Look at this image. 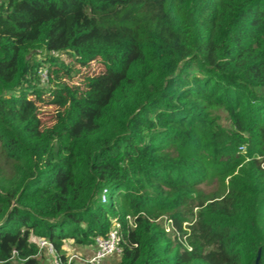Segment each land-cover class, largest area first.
Masks as SVG:
<instances>
[{"label":"trees","instance_id":"1","mask_svg":"<svg viewBox=\"0 0 264 264\" xmlns=\"http://www.w3.org/2000/svg\"><path fill=\"white\" fill-rule=\"evenodd\" d=\"M117 222L119 264H264V0L0 3V264Z\"/></svg>","mask_w":264,"mask_h":264},{"label":"rangeland","instance_id":"2","mask_svg":"<svg viewBox=\"0 0 264 264\" xmlns=\"http://www.w3.org/2000/svg\"><path fill=\"white\" fill-rule=\"evenodd\" d=\"M62 60H64L66 64L72 62L71 58L68 56H63ZM77 70H78L77 74H75L72 78L64 79L63 82L70 87H77L82 89L83 85L86 82L85 78H87L88 76H94L96 74L101 73L103 71V67L100 63L94 62L91 64V66L88 69H77ZM46 80L49 81L48 78L44 79V81ZM46 96L48 97V95ZM39 114L43 122V125L46 128H50L55 125L56 114H57L56 107L43 105L40 107ZM226 117L227 116L223 112H219V118H220L219 123L222 125V127L229 129V124ZM224 182L225 185H228V179H226ZM224 182H222L221 179L213 178L211 182L203 186L205 195L207 197H212L223 194L225 190ZM160 223L162 228H165L166 223L163 219L160 221ZM169 236H171V238L174 239L173 233H170ZM34 241L36 240H33V242ZM36 243H39L40 246V242L36 241ZM77 247L78 246L75 245L74 242H68L64 248V254L66 255V258L68 259L69 263L85 264L83 261H88V260H86L83 256H81L77 252ZM40 250L41 253L38 257L40 264H55V260H56L55 256L41 249V246H40ZM119 262H120V256L113 255L105 261V264H119Z\"/></svg>","mask_w":264,"mask_h":264},{"label":"built area","instance_id":"3","mask_svg":"<svg viewBox=\"0 0 264 264\" xmlns=\"http://www.w3.org/2000/svg\"><path fill=\"white\" fill-rule=\"evenodd\" d=\"M3 0H0V3ZM43 81L45 78H47L46 72L43 73ZM126 220L128 221V224L130 227L135 228V219L131 217H127ZM166 223V226L164 228L165 232L167 234L173 233L175 234V229L173 227V222L172 220H167L166 218L163 219ZM187 225V224H185ZM121 226L117 222L115 224L114 229L108 234L106 237H99L95 240V254L94 256L88 260V261H83L85 264H103L104 261H106L109 257L113 255H121L122 253V242H123V236L119 233ZM40 246L41 249L44 251H47L49 254L55 256V264H62L61 261L56 257L55 251L53 246L45 241L42 240L40 241Z\"/></svg>","mask_w":264,"mask_h":264},{"label":"crops","instance_id":"4","mask_svg":"<svg viewBox=\"0 0 264 264\" xmlns=\"http://www.w3.org/2000/svg\"><path fill=\"white\" fill-rule=\"evenodd\" d=\"M95 251H96L95 246H91V247H80V246H78L77 247V252L81 256H83L86 260H90L94 256ZM103 264H105V261Z\"/></svg>","mask_w":264,"mask_h":264},{"label":"water","instance_id":"5","mask_svg":"<svg viewBox=\"0 0 264 264\" xmlns=\"http://www.w3.org/2000/svg\"><path fill=\"white\" fill-rule=\"evenodd\" d=\"M259 254H260V252H259ZM259 259H260V256H259L258 259H257V264H258Z\"/></svg>","mask_w":264,"mask_h":264}]
</instances>
